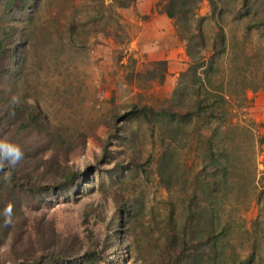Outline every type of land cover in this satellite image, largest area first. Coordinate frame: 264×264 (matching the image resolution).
<instances>
[{
    "label": "rangeland",
    "instance_id": "rangeland-1",
    "mask_svg": "<svg viewBox=\"0 0 264 264\" xmlns=\"http://www.w3.org/2000/svg\"><path fill=\"white\" fill-rule=\"evenodd\" d=\"M215 2L216 17L210 0L201 1L198 15L209 44L220 25L227 33L224 73L211 76V87L226 94L224 110L208 126L197 118L162 125L121 117L116 123L125 137L113 138L110 122L133 104L158 107L181 81L187 100L196 98L199 79L181 77L190 58L176 78L167 65L150 61L134 41L135 3L115 8L122 27H109L103 0H39L32 16L5 10L0 0V28L7 31L0 115L16 102L54 127L84 135L47 162L55 144L38 140L35 129L21 133L46 183L35 192L17 190L26 220L12 244L11 238L0 243V264L36 258L41 264H264V0H248V16L235 15L243 0ZM15 125L8 122L3 133ZM69 167L73 180L65 179ZM53 174L61 182L47 183ZM118 198L130 203L122 226ZM209 216L217 222L212 241L199 244ZM51 236L55 253L42 243Z\"/></svg>",
    "mask_w": 264,
    "mask_h": 264
},
{
    "label": "trees",
    "instance_id": "trees-1",
    "mask_svg": "<svg viewBox=\"0 0 264 264\" xmlns=\"http://www.w3.org/2000/svg\"><path fill=\"white\" fill-rule=\"evenodd\" d=\"M18 0H5V10L21 8L31 11V16L37 10V4L39 0H22V4H17ZM137 0H110L107 2L103 0V4L108 11V25L111 26L114 22L120 27L122 25L119 21V12L115 10L117 7L131 6ZM202 0H157V6L160 7V11L166 13L170 19H172L177 33L180 38L186 41V50L190 58V65L186 71L181 73V77L184 78L188 75L194 76L197 80L199 79L200 87L196 90V98L193 100H187L185 95V87L179 84V87L174 91L173 96L170 100H167L164 104H160L158 107L149 104H133L130 111L125 113H119V115L112 119L110 122V129L113 132L111 137L123 138L124 134H121L120 127L117 125V120L121 117L131 118L132 120H145L152 122L156 120L162 124L167 121H176L182 124L185 120L191 118L204 119L203 126L210 125V118L217 114L218 111H223L225 104L228 102L226 94L223 90L218 91L211 87V76L215 74L218 78L223 75V67L225 58L229 56L228 52V40L227 33L224 26L220 25L219 32L213 37L212 42H207V36L204 31L203 22L204 18L198 15L199 6ZM248 0H243L242 5L234 9L235 15L248 16L250 15L249 7L247 5ZM213 9L212 16L216 17V2L210 0ZM246 12V13H245ZM219 14H222L220 12ZM75 23L70 24V28L74 29ZM6 29L0 28V57L4 48V42L6 39ZM26 29L22 27L19 30L22 38L26 37ZM107 34H111L110 29H107ZM156 64H164L166 61H156ZM214 96V102H209V99ZM16 108L4 109L0 115V142L12 143L20 147L23 156L16 163L12 165L8 160L3 161V167L0 168V243L8 238H11L10 244L19 236L21 229L25 223V216L23 212V200L18 195L17 190L26 192H35L40 190L46 183L44 174H37L35 172V163H37V152L31 156L21 145V133L26 129H32L37 131V139L44 140L45 143L51 144L53 142L56 146L53 154L48 157L47 162L52 158L55 159L54 155L60 154L61 152L67 153L70 149L76 147L75 143L78 139H83L84 135L81 132L75 130H63L59 127H54L48 119L39 113L36 117L27 112L25 107H22L15 102ZM216 117V118H217ZM37 118L41 119L42 125L37 122ZM14 121L15 127L9 135H5L4 129L7 127L8 122ZM45 129L48 135L42 137L41 129ZM162 128V127H161ZM51 133V134H50ZM110 137V140L112 138ZM208 148L212 147L211 138H207L204 142ZM51 147V146H50ZM52 148V147H51ZM122 171L124 167L121 165ZM73 167H69L65 179L73 180L75 177ZM59 180L58 175L53 174L47 183L55 184ZM117 208L119 209L118 224L124 225L122 211L129 212L130 203L125 198H118L116 200ZM11 205L12 212L8 216L5 210ZM207 229L208 232L198 238L199 244L210 245L213 232L216 228V218L209 216L207 218ZM221 223V222H220ZM206 227V226H205ZM93 245L97 246V240H92ZM116 244L121 242V239L115 241ZM44 247L47 245L55 253L54 237L48 238L42 242ZM75 251V249H73ZM211 253L215 252V249H210ZM77 252V250L75 251ZM55 257V254L52 258ZM35 264H41V258L35 259ZM55 260V259H52Z\"/></svg>",
    "mask_w": 264,
    "mask_h": 264
},
{
    "label": "crops",
    "instance_id": "crops-1",
    "mask_svg": "<svg viewBox=\"0 0 264 264\" xmlns=\"http://www.w3.org/2000/svg\"><path fill=\"white\" fill-rule=\"evenodd\" d=\"M155 1L137 0L132 6L131 14L137 17L139 24L134 41L150 61H166L171 76L176 78L186 69L189 56L172 19L166 13L155 10Z\"/></svg>",
    "mask_w": 264,
    "mask_h": 264
},
{
    "label": "clouds",
    "instance_id": "clouds-1",
    "mask_svg": "<svg viewBox=\"0 0 264 264\" xmlns=\"http://www.w3.org/2000/svg\"><path fill=\"white\" fill-rule=\"evenodd\" d=\"M23 153L15 144L0 142V168H2L3 161L8 160L12 165L18 163V161L22 158ZM12 212L11 205L5 210L6 215L10 216Z\"/></svg>",
    "mask_w": 264,
    "mask_h": 264
}]
</instances>
